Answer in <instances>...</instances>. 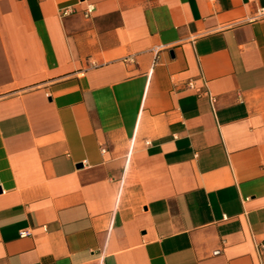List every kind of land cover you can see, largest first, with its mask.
I'll return each mask as SVG.
<instances>
[{
	"label": "crops",
	"instance_id": "obj_1",
	"mask_svg": "<svg viewBox=\"0 0 264 264\" xmlns=\"http://www.w3.org/2000/svg\"><path fill=\"white\" fill-rule=\"evenodd\" d=\"M259 8L0 0V264H264Z\"/></svg>",
	"mask_w": 264,
	"mask_h": 264
},
{
	"label": "built area",
	"instance_id": "obj_2",
	"mask_svg": "<svg viewBox=\"0 0 264 264\" xmlns=\"http://www.w3.org/2000/svg\"><path fill=\"white\" fill-rule=\"evenodd\" d=\"M208 2H216L217 0H206ZM92 6H88V8L85 10V15L88 16L92 13ZM264 19V8H259L256 13H255V16L252 18V20H262ZM187 87L191 90H194L195 89V86L193 84V82H188L187 83ZM198 94H200V92L198 91L197 92ZM214 99L211 98V102H213ZM21 235H25L24 233H22ZM261 251H264V244L260 245V248H259Z\"/></svg>",
	"mask_w": 264,
	"mask_h": 264
}]
</instances>
